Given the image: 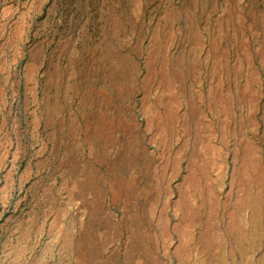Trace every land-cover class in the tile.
<instances>
[{"label": "rangeland", "instance_id": "obj_1", "mask_svg": "<svg viewBox=\"0 0 264 264\" xmlns=\"http://www.w3.org/2000/svg\"><path fill=\"white\" fill-rule=\"evenodd\" d=\"M0 264H264V0H0Z\"/></svg>", "mask_w": 264, "mask_h": 264}]
</instances>
